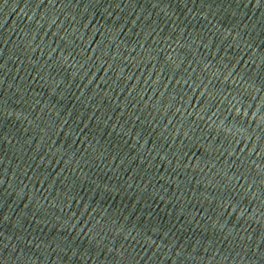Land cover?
Returning <instances> with one entry per match:
<instances>
[{"label": "water", "instance_id": "obj_1", "mask_svg": "<svg viewBox=\"0 0 264 264\" xmlns=\"http://www.w3.org/2000/svg\"><path fill=\"white\" fill-rule=\"evenodd\" d=\"M264 26V0H182Z\"/></svg>", "mask_w": 264, "mask_h": 264}]
</instances>
